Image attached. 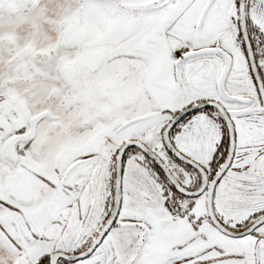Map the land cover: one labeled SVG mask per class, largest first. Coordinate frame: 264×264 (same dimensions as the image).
I'll return each mask as SVG.
<instances>
[{"label": "snow or ice", "instance_id": "1", "mask_svg": "<svg viewBox=\"0 0 264 264\" xmlns=\"http://www.w3.org/2000/svg\"><path fill=\"white\" fill-rule=\"evenodd\" d=\"M0 264H264V0H0Z\"/></svg>", "mask_w": 264, "mask_h": 264}]
</instances>
